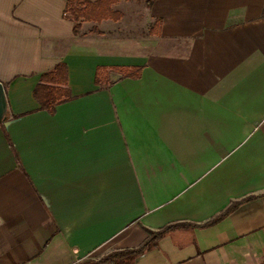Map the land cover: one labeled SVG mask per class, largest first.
Listing matches in <instances>:
<instances>
[{
	"label": "crops",
	"instance_id": "crops-1",
	"mask_svg": "<svg viewBox=\"0 0 264 264\" xmlns=\"http://www.w3.org/2000/svg\"><path fill=\"white\" fill-rule=\"evenodd\" d=\"M114 7L75 34L67 0H0V264L98 260L177 223L131 264H264V0ZM59 62L51 114L34 90ZM98 66L142 69L100 86Z\"/></svg>",
	"mask_w": 264,
	"mask_h": 264
},
{
	"label": "trees",
	"instance_id": "trees-1",
	"mask_svg": "<svg viewBox=\"0 0 264 264\" xmlns=\"http://www.w3.org/2000/svg\"><path fill=\"white\" fill-rule=\"evenodd\" d=\"M119 1L120 0H67L66 13L67 17L74 23L75 34L80 33L82 24L85 22L101 23L105 20L119 21L123 17V13L121 10L114 7ZM152 1L153 0H150V2ZM156 28L155 25V30H157ZM91 32L98 33V26L94 25ZM141 69L142 67L98 66L95 83L100 86L109 85L111 82L109 77L110 70L119 72L124 76L137 77L140 75ZM34 96L40 103L41 108L51 114L55 112L58 104L70 98L69 71L65 62H59L53 69L41 75L40 81L35 87ZM235 205L236 204H233L232 207ZM221 217L212 222L219 220ZM188 224L189 223H177L158 231H150L148 238L138 247L114 250L98 260L90 259L81 264H131L137 256L153 248L167 230Z\"/></svg>",
	"mask_w": 264,
	"mask_h": 264
},
{
	"label": "water",
	"instance_id": "water-1",
	"mask_svg": "<svg viewBox=\"0 0 264 264\" xmlns=\"http://www.w3.org/2000/svg\"><path fill=\"white\" fill-rule=\"evenodd\" d=\"M6 109V99L3 83L0 81V118L3 117L4 111Z\"/></svg>",
	"mask_w": 264,
	"mask_h": 264
},
{
	"label": "rangeland",
	"instance_id": "rangeland-1",
	"mask_svg": "<svg viewBox=\"0 0 264 264\" xmlns=\"http://www.w3.org/2000/svg\"><path fill=\"white\" fill-rule=\"evenodd\" d=\"M141 1L144 2V3L146 4V1H148V0H141ZM93 27H94V26H93ZM93 27H92V28H93ZM82 28H84L83 24H82ZM82 28H81V30H83ZM86 29H87V28H86ZM81 30H80V32H81ZM87 260H90V259H87ZM87 260H85V261H87ZM85 261L79 262L78 264H81V263H83V262H85Z\"/></svg>",
	"mask_w": 264,
	"mask_h": 264
}]
</instances>
